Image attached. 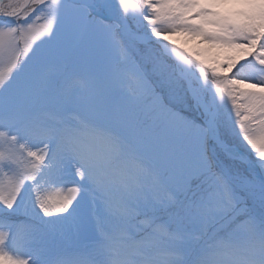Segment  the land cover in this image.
<instances>
[{
	"label": "rangeland",
	"instance_id": "374dc122",
	"mask_svg": "<svg viewBox=\"0 0 264 264\" xmlns=\"http://www.w3.org/2000/svg\"><path fill=\"white\" fill-rule=\"evenodd\" d=\"M120 1L134 31L194 62L221 139L264 173V0L223 11ZM56 122L62 133L85 122L108 143L77 148ZM227 172L246 175L208 139L162 44L122 36L74 0L0 2V264L80 248L76 264H264V191Z\"/></svg>",
	"mask_w": 264,
	"mask_h": 264
},
{
	"label": "bare ground",
	"instance_id": "6f19581e",
	"mask_svg": "<svg viewBox=\"0 0 264 264\" xmlns=\"http://www.w3.org/2000/svg\"><path fill=\"white\" fill-rule=\"evenodd\" d=\"M1 1L2 0H0V2ZM83 1L89 4L93 9L101 10L105 12L106 15L116 19L126 37L132 38L136 42L140 41L142 43H147L150 41L145 35H139L138 32L136 35L129 33V23L126 20V17L120 13V7L123 6L120 0H97V2L96 0ZM250 1L252 0H202L203 5L212 7L217 11L232 10L241 4H244V2ZM98 3H100L101 9H99ZM160 40L165 54L175 60L180 76L186 79L189 83L190 96L193 99L195 109L207 128L210 141L217 143L219 133L215 125L216 113L214 110V92L211 83L206 79L194 62L182 53L178 46L171 42L170 38L161 36ZM232 153L230 156L234 157L235 160H241V157L237 152H235V154ZM228 175L237 185L241 186L244 190H248L250 193L264 191V183L260 184L248 176L240 177L230 173H228Z\"/></svg>",
	"mask_w": 264,
	"mask_h": 264
},
{
	"label": "water",
	"instance_id": "95a60500",
	"mask_svg": "<svg viewBox=\"0 0 264 264\" xmlns=\"http://www.w3.org/2000/svg\"><path fill=\"white\" fill-rule=\"evenodd\" d=\"M147 37L150 39V40H153V41H155V42H157V43H159L161 40H159V39H157V38H154V37H152V36H149V35H147ZM223 145V144H222ZM223 147L225 148V146L223 145Z\"/></svg>",
	"mask_w": 264,
	"mask_h": 264
}]
</instances>
